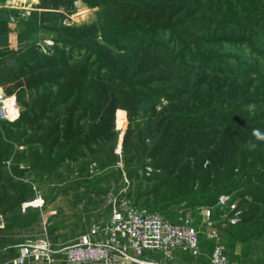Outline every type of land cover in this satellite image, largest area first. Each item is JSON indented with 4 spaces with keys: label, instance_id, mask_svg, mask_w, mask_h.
Instances as JSON below:
<instances>
[{
    "label": "trees",
    "instance_id": "16d2710c",
    "mask_svg": "<svg viewBox=\"0 0 264 264\" xmlns=\"http://www.w3.org/2000/svg\"><path fill=\"white\" fill-rule=\"evenodd\" d=\"M74 1L40 0L15 26L16 11L0 8V87L10 98L0 120V230L48 174L44 196L73 192L86 212L124 176L145 182L125 194L134 206L174 223L228 195L212 211L219 243L230 261L264 264V251L252 260L255 251L234 248L252 238L264 247V139L254 134L264 133V0H77L98 10V22L83 27L65 25L58 11L75 13ZM40 29L52 35L47 50L30 41ZM12 30L17 51L8 48ZM27 160L32 179L23 182L12 175ZM234 201L241 214L231 225ZM14 245L0 248V262ZM214 245L200 234L199 255L179 251L169 264H206Z\"/></svg>",
    "mask_w": 264,
    "mask_h": 264
},
{
    "label": "built area",
    "instance_id": "2783aa9c",
    "mask_svg": "<svg viewBox=\"0 0 264 264\" xmlns=\"http://www.w3.org/2000/svg\"><path fill=\"white\" fill-rule=\"evenodd\" d=\"M3 3L7 9L16 11L14 0ZM22 11L16 12L18 18L24 17ZM16 15L10 17L11 22L17 19ZM9 105L10 98L0 87V120L8 118ZM228 200V195H219L215 205L200 207L195 215L186 212L174 223L119 196L110 202L105 217L91 220L73 238L54 242L44 226L35 236L17 245L15 257L0 264H169L179 251L199 255L200 234L215 243L206 264H237L229 260L226 248L219 243L216 221L212 219L214 208L224 209ZM230 223H235V219L230 218ZM155 255L160 256L159 260Z\"/></svg>",
    "mask_w": 264,
    "mask_h": 264
},
{
    "label": "rangeland",
    "instance_id": "374dc122",
    "mask_svg": "<svg viewBox=\"0 0 264 264\" xmlns=\"http://www.w3.org/2000/svg\"><path fill=\"white\" fill-rule=\"evenodd\" d=\"M41 6L40 0H14V7L16 12L23 10L22 13L24 17L15 18L14 20V26L17 24L19 25V22H25V19H27L30 14L37 10L39 11V7ZM0 7L6 8L4 3H1ZM74 12L71 14H66L64 8H59V12L61 14H64L65 18H67V21H65V24L73 25L75 24L77 27H83L90 24H93L95 22H98V10L97 9H90L88 10L85 8V6L80 1H74L73 4ZM7 9V8H6ZM28 9V14H27ZM9 10V9H8ZM16 22V23H15ZM15 31H11L8 34L7 43L8 48L12 49L13 51H17V48L19 45L17 44L15 40ZM47 33L45 30L40 29L39 32L35 35H32L30 37V41L32 43L41 44L39 45L41 50H47L52 45V35L49 34V37L45 34ZM42 35V37H41ZM41 37V41H40ZM10 56L7 55L4 58H9ZM165 104V102H164ZM125 118L121 115L118 119V127L122 129L124 126H126ZM121 139H119L118 145H120ZM23 147L18 146V149H22ZM116 154H120L119 152V146L115 149ZM26 162V163H23ZM20 163L19 168L22 169L24 172L20 175H12L16 179H21L23 182H26L27 180L32 179V168H28L25 164H27V161H23ZM118 164L120 162L118 161ZM28 165V164H27ZM121 167V164L119 165ZM146 172L144 175H148L152 168L149 165H146ZM93 167V166H92ZM62 176L67 175V171L64 168H59L58 170ZM11 173L13 171H10ZM148 172V174H147ZM141 171H139V175H141ZM53 175H46L45 181L38 183V185H34V194L29 197H27V201L29 204H27L28 207L26 208H18V206L15 208L16 211H14L12 214H8V216H12L15 219V222L12 224V227L10 228H4L3 230H0V248L4 247V245L8 242L15 245H19L21 243L26 242L28 239L35 236V234L38 233L40 228L42 229L44 226L48 228L47 230H51L53 232L54 237H63V235H69L70 238H73L80 230L84 229L88 224L91 218H96L98 216L105 215L103 212L104 207L107 204H110L111 201H113L114 198H118L119 196H125L126 193L129 191L135 192V187L137 182L140 183V188H142L145 185V182L143 180L133 181L130 182L126 177L122 176L121 179L116 178V180H110L111 188L108 191V194L105 198V204L103 206L97 207L96 209L90 210L86 212L84 210V204L81 201L80 203L73 204L72 197L69 195L68 197L63 196L62 194L59 196H56L53 198H46L44 195L48 193V180L49 177ZM4 180H0V191L1 186ZM39 182V181H38ZM143 191V190H141ZM118 193L117 195L115 193ZM148 194V193H147ZM143 194L141 198H146L149 204H153L157 199L156 197L152 195ZM1 201V199H0ZM235 205H229L230 212L233 211L232 216L229 217V224L230 218L235 219V223L237 224L239 222V215L241 214L240 211L236 210V201ZM23 207V206H22ZM176 208V207H175ZM174 208V209H175ZM180 209H176L175 213L178 214L182 211L183 207H179ZM187 212V211H186ZM89 219V221H87ZM88 223V224H87ZM0 228L1 225H0ZM254 227L253 225L249 226V229L252 230ZM248 227H244V230H247ZM73 232V233H72ZM73 235V236H72ZM246 244H243L241 242H237L235 245V252L239 253L242 250H249L248 252L255 251V253H248V257L252 258V260H255V256L257 251L260 249V251H264V247L262 246V242L257 240L256 238L250 239V241H246ZM14 245V249H16L17 245ZM248 246V249L247 247ZM262 246V247H261ZM256 262V261H254Z\"/></svg>",
    "mask_w": 264,
    "mask_h": 264
},
{
    "label": "clouds",
    "instance_id": "9594fccd",
    "mask_svg": "<svg viewBox=\"0 0 264 264\" xmlns=\"http://www.w3.org/2000/svg\"><path fill=\"white\" fill-rule=\"evenodd\" d=\"M254 134L260 138V139H264V133H261L258 129L254 130Z\"/></svg>",
    "mask_w": 264,
    "mask_h": 264
},
{
    "label": "crops",
    "instance_id": "0c3cea01",
    "mask_svg": "<svg viewBox=\"0 0 264 264\" xmlns=\"http://www.w3.org/2000/svg\"><path fill=\"white\" fill-rule=\"evenodd\" d=\"M93 220V219H92ZM80 231H82V230H80ZM79 231V232H80ZM69 239V238H68ZM67 240V239H66ZM17 254V252H15V255ZM15 255L14 256H11V257H9L6 261H9V260H11L13 257H15Z\"/></svg>",
    "mask_w": 264,
    "mask_h": 264
},
{
    "label": "water",
    "instance_id": "95a60500",
    "mask_svg": "<svg viewBox=\"0 0 264 264\" xmlns=\"http://www.w3.org/2000/svg\"><path fill=\"white\" fill-rule=\"evenodd\" d=\"M121 135H122V134H120L119 139H121Z\"/></svg>",
    "mask_w": 264,
    "mask_h": 264
}]
</instances>
